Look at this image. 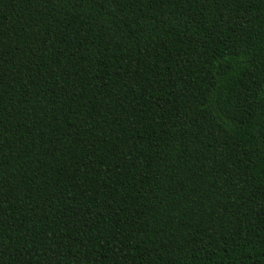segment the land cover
Instances as JSON below:
<instances>
[{"label":"trees","instance_id":"obj_1","mask_svg":"<svg viewBox=\"0 0 264 264\" xmlns=\"http://www.w3.org/2000/svg\"><path fill=\"white\" fill-rule=\"evenodd\" d=\"M0 264H264V0H0Z\"/></svg>","mask_w":264,"mask_h":264}]
</instances>
